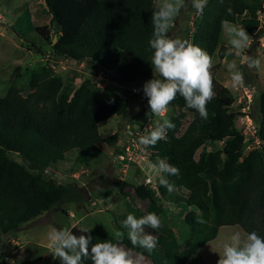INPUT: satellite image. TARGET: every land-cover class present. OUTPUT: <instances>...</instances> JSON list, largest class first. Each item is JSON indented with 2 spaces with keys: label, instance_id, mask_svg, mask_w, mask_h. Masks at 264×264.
<instances>
[{
  "label": "trees",
  "instance_id": "trees-1",
  "mask_svg": "<svg viewBox=\"0 0 264 264\" xmlns=\"http://www.w3.org/2000/svg\"><path fill=\"white\" fill-rule=\"evenodd\" d=\"M41 1L50 16L49 24L35 26L34 31L51 46L53 57L87 62L94 75L115 74L126 84L144 85L156 76L148 45L155 0ZM229 7L232 14L227 12ZM259 12L264 14V0H208L203 14L193 21L191 42L212 58L216 54L223 59L229 47L220 43L222 21L244 27L254 38L261 31ZM50 26H57L61 33L55 44L50 40ZM122 54L128 59L124 60ZM211 71L215 94L206 106L208 119H202L177 95L169 105L173 109L169 120L175 127L167 130L155 146L148 147V161L165 159L180 170L179 176L168 180L175 189L187 193L188 210L180 219L182 234L177 235L172 225L164 223L155 237L157 246L149 254L134 248L127 230L119 224L130 213L128 206L126 212L113 216L116 230L125 232L121 245L143 254L151 264H198L199 249L214 240L224 226L264 236V90L253 100L257 115L246 113L255 123L259 144L245 152L249 135L236 128L237 117L243 116L241 108H232V93ZM27 75L24 90L16 86V76L0 97V237L19 230L53 206H80L85 202L82 187L58 183L46 173L64 162L68 154L74 153L75 164L87 168L102 154L98 145L105 143L115 147V155L123 157L120 162L130 161L125 157V145L117 146L118 133L102 138L98 132L99 123L126 115L127 102L117 91L96 87L90 77L78 87L66 86L63 78L44 64ZM220 143L222 146L214 147ZM125 185L122 182V187ZM157 190L162 198L169 194L159 183ZM119 191L125 199L127 195ZM134 193L147 201L143 213L134 212L137 218L148 212L163 213V203L151 184L137 185ZM108 194L106 191L101 196ZM89 235L93 243L115 236L101 228L91 230ZM0 264L7 263L1 259ZM15 264H34V260ZM84 264H92L90 257Z\"/></svg>",
  "mask_w": 264,
  "mask_h": 264
},
{
  "label": "rangeland",
  "instance_id": "rangeland-1",
  "mask_svg": "<svg viewBox=\"0 0 264 264\" xmlns=\"http://www.w3.org/2000/svg\"><path fill=\"white\" fill-rule=\"evenodd\" d=\"M34 2L35 0H0V97L6 94L16 76V86L24 90L29 78L27 74L43 64L48 65L55 74L60 75L66 86L78 87L82 80L90 77L92 84L96 87H110L117 91L127 102L128 107L125 116L114 117L99 123V135L106 138L115 132L118 133V147L126 146L130 140L128 138L134 135L132 139L135 142L133 143L142 148L143 156L142 158L132 156L131 161L120 162L122 158L115 155V147L100 143L98 146L102 150L101 156L87 168L77 166L74 162V153H70L56 168L47 169L46 173L49 177L58 183H76L82 187L85 202L80 206L74 203L53 206L19 230L2 235L0 237V260L4 259L7 264H15L28 259L34 260V264H60V261L54 259L49 252L47 233L50 228L75 227L72 231L76 236L89 235L90 232L80 231V228L89 227H92L91 230L101 228L108 234H115L117 230L113 216L126 212V206L131 213L145 211L147 201L136 197L134 187L145 184L147 180L150 181L152 189L163 203L164 211L160 215L161 226L164 223L172 225L176 234L180 236L182 234L180 219L188 210L185 207L187 193L184 189H175L166 197H161L157 190L159 178L147 166L149 148L138 143L139 137L147 130L155 128L160 119L149 113L147 98L142 91L143 84L123 83L115 74L94 75L87 62L63 61L53 57L51 46L42 41L38 33L34 31L35 26L48 25L50 16L41 0L35 5ZM156 2L157 0H155V5ZM197 15L191 0H185V7L172 22L169 36L180 37L191 42L195 30L193 21ZM258 19L261 31L259 35L251 38V43L244 55L258 59L259 67H248L246 62H242L241 57L236 56L234 52L229 54V51L223 59H219L216 54L212 58L214 77L232 93L235 100L232 108L236 110L241 108L239 111L243 116L237 117L236 128L237 130L242 129V132H246L245 121L248 118L246 113H252L254 117L257 115L253 102L254 97L264 90V14L259 12ZM49 30L51 43L55 44L57 35L61 33L57 31V26H50ZM220 43L230 49L228 37L223 28ZM122 58L128 59L126 54H122ZM232 62L237 63L243 72L244 84L241 87L234 88L231 84L227 65ZM133 88L138 90L135 95L131 92ZM172 113L173 109L169 107L166 117L169 119ZM246 139L249 143L245 152L258 146L252 137L249 136ZM220 146H222L221 143L214 145V147ZM11 157L18 163H22L19 156L12 154ZM164 175L167 176V174ZM169 177L167 176V179ZM122 182L127 185L122 187ZM120 189L127 195L125 199L120 196ZM106 191L109 192L107 197L101 196ZM62 210H65L66 214ZM119 224L122 226L121 223ZM145 231L156 237L160 228H145ZM234 233H240L241 236L246 235L237 226L221 227L216 238L202 246L197 252L198 264H217L219 259L217 252L220 251V245L222 242L230 241ZM130 252L133 256L138 255L133 251ZM143 264H151V262L144 257Z\"/></svg>",
  "mask_w": 264,
  "mask_h": 264
},
{
  "label": "clouds",
  "instance_id": "clouds-1",
  "mask_svg": "<svg viewBox=\"0 0 264 264\" xmlns=\"http://www.w3.org/2000/svg\"><path fill=\"white\" fill-rule=\"evenodd\" d=\"M220 2L223 3V0ZM207 3L208 0H191L192 7L200 15L203 14ZM184 7L185 0H157L156 10L152 13L153 30L148 45L152 52V71L156 76L144 83L143 94L147 98L149 113L160 119L155 128L147 130L139 137L138 143L145 148L155 146L159 140L165 138L167 130L175 127L166 117V113L177 95L185 100L188 108L195 109L199 116L206 120V106L215 94L211 71L213 59L210 54L189 40L173 38L168 34L174 18ZM227 12L232 14V9L229 7ZM222 28L228 37L229 54L234 52L250 68L259 67L258 59L244 55L251 43L244 27L223 20ZM227 68L232 86H243L244 75L237 63H229ZM255 139L257 140L256 136L253 140ZM147 166L159 178L161 186L166 187L169 193L175 191V184L170 182L167 176H179L180 170L177 167L165 159H158L155 163L149 161ZM160 226L161 218L156 212H148L139 218L130 212L122 221V227L127 230L126 235L132 246L144 249L149 254L155 250L157 241L145 228L159 229ZM73 228L75 227H52L47 233L49 252L60 264H84L85 258L89 257L92 264H143V254L133 256L121 246L125 232L117 231L113 239L93 243L91 235L76 236L73 234ZM91 229L92 227L80 228V231L88 233ZM217 253V264H264V236H260L256 231L245 236L234 233L230 241L222 242Z\"/></svg>",
  "mask_w": 264,
  "mask_h": 264
},
{
  "label": "built area",
  "instance_id": "built-area-1",
  "mask_svg": "<svg viewBox=\"0 0 264 264\" xmlns=\"http://www.w3.org/2000/svg\"><path fill=\"white\" fill-rule=\"evenodd\" d=\"M132 92L134 94H136L137 90L136 89H132ZM249 118L250 117L246 118V121H245V123H246V132L243 131L242 133H244V135H249L250 137L254 138L255 137L256 127H255V124L253 123V121L251 119H249ZM241 131H242V129H241ZM133 137H135V136L132 135V138ZM132 138L131 137L128 138L130 140L127 142V144H126V146L124 148L125 155L128 158V160H130V161H131V157L132 156H134L136 158H138V157L142 158V156H143L142 148H140V146L139 147L136 146V144L133 143L135 141ZM254 142L257 143V145H258V141L256 139L254 140ZM119 157L123 159L122 156H119ZM146 184H150V181L147 180Z\"/></svg>",
  "mask_w": 264,
  "mask_h": 264
}]
</instances>
